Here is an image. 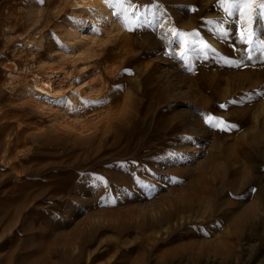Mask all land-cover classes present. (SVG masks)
<instances>
[{"label":"rangeland","instance_id":"obj_1","mask_svg":"<svg viewBox=\"0 0 264 264\" xmlns=\"http://www.w3.org/2000/svg\"><path fill=\"white\" fill-rule=\"evenodd\" d=\"M132 2L159 5L163 27L128 31L104 0L92 17L0 0V264H264V97L243 99L264 91V65L223 62L246 46L234 23L227 38L207 23L224 19L218 0ZM173 28L198 33L183 59ZM10 59L68 81L35 95Z\"/></svg>","mask_w":264,"mask_h":264},{"label":"snow or ice","instance_id":"obj_2","mask_svg":"<svg viewBox=\"0 0 264 264\" xmlns=\"http://www.w3.org/2000/svg\"><path fill=\"white\" fill-rule=\"evenodd\" d=\"M104 2L109 8L113 9V16L118 20H123L124 26L128 31L145 26L163 27L162 23L154 19L157 15L159 5L154 4L151 8H146L144 12H141L132 0H104ZM37 3L44 4L45 0H37ZM217 6L223 11L224 19L219 21L209 20L207 23L216 26V34L221 38H227L230 35V29L225 28L224 25L234 23L240 44L246 46L239 50L235 49V47L233 48V51L239 52V59L234 60L225 56L221 57L223 62L235 67H249L250 65L254 67L257 63L264 65V0H218ZM192 10L195 11L194 8ZM133 18H135L134 27H129V21H132ZM69 19L72 18L69 17ZM93 31L97 32L99 29L94 28ZM170 34L173 40L169 43H177L184 48V51L180 53V57L183 59L188 48L185 40L182 38L186 36L195 37L198 33H185L173 28L170 30ZM190 43L199 46L200 42L192 40ZM208 48H210V45L204 44L200 50L206 54ZM212 51L215 52V49H212ZM188 70L191 71L192 69L189 68ZM124 71L131 74L130 69H125ZM255 96L264 97V91H257L255 95L249 93L243 99L252 101ZM240 102H243V100ZM54 103H66V101L59 100L54 101ZM84 103L86 105L92 103L100 104L104 103V101H85ZM228 103L235 104L237 101L233 100ZM220 107L226 109L227 105L222 104ZM204 122L210 127L219 128L221 131L237 128L236 124H231L222 117H213L208 114L204 115ZM170 155L176 156L177 154ZM95 180L107 187V181L103 177H95ZM171 182L176 183L177 181L175 178H172ZM252 191H255V189H252Z\"/></svg>","mask_w":264,"mask_h":264},{"label":"bare ground","instance_id":"obj_3","mask_svg":"<svg viewBox=\"0 0 264 264\" xmlns=\"http://www.w3.org/2000/svg\"><path fill=\"white\" fill-rule=\"evenodd\" d=\"M71 3L81 9L84 10H89L90 17L93 15H96L98 13L102 12V7L99 6V0H70ZM102 2V1H101ZM5 29V28H4ZM27 39V38H26ZM35 41V40H34ZM27 43H32V41L29 39ZM26 44V43H25ZM20 52V51H19ZM15 56V55H14ZM45 60V59H44ZM13 60H8L7 63L5 64L6 66V71L8 74H16L24 79H30L28 81L31 83V85L36 89L35 95H39L41 97H50L55 92L57 91L58 88L64 86L66 84V81H68V73L65 71L64 66L59 67V66H54V65H42L38 67H27V65L23 68H20L17 65V62ZM44 62V61H43ZM46 62V61H45ZM20 64V63H19ZM36 64V63H35ZM44 64V63H43ZM53 64V63H52ZM33 66V65H31ZM35 66V65H34ZM67 70V69H66ZM71 74V73H70ZM8 78V77H7ZM70 78V77H69ZM71 79V78H70ZM68 83V82H67ZM69 84V83H68ZM19 85V84H18ZM64 88V87H63ZM61 88L60 91L63 89ZM31 89V88H30ZM32 90V89H31ZM30 91V90H29ZM35 92V91H34ZM34 94V93H33ZM38 96V97H39ZM36 98V97H35ZM39 101V100H38ZM15 104V103H14ZM15 114V113H14ZM22 118V117H21ZM21 120V119H20ZM20 122V121H19ZM42 123V122H41ZM18 125V124H17ZM23 129V128H22ZM28 131V130H27ZM30 131V130H29ZM7 138V137H6ZM85 149V148H84ZM86 150V149H85ZM94 150V149H93ZM18 151V150H17ZM80 152V151H78ZM6 153V152H5ZM11 154V153H10ZM78 154V153H77ZM7 156V155H6ZM79 157V155H77ZM4 158V157H3ZM82 158V157H81ZM6 159V158H4ZM4 161V160H3ZM82 164V162H81ZM70 166V165H69ZM74 174V173H73ZM77 175V174H76ZM65 177V176H64ZM63 177V178H64ZM67 178H70L66 176ZM242 214V212H241ZM240 214V215H241ZM239 215V216H240ZM243 216V214L241 215ZM245 216V215H244ZM238 218V216L231 215V220L233 221L235 218ZM236 218V219H237ZM235 219V220H236ZM239 220V218L237 219ZM237 220L235 222H237ZM218 242L215 243V245Z\"/></svg>","mask_w":264,"mask_h":264}]
</instances>
